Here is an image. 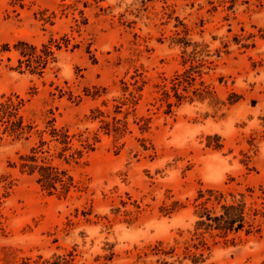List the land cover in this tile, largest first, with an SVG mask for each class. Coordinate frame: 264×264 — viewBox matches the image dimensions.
<instances>
[{
	"label": "rangeland",
	"instance_id": "374dc122",
	"mask_svg": "<svg viewBox=\"0 0 264 264\" xmlns=\"http://www.w3.org/2000/svg\"><path fill=\"white\" fill-rule=\"evenodd\" d=\"M22 4L0 0V108L21 101L0 111V264L70 253L74 264H156L160 243L180 252L191 238L200 191L244 194L264 213V0ZM19 41L61 50L33 72ZM202 61L194 88L211 94L191 89L194 102L169 108L163 87ZM10 113L23 135L3 123ZM33 155L72 177L67 196L23 172ZM257 222L258 233L217 238L208 264H264Z\"/></svg>",
	"mask_w": 264,
	"mask_h": 264
},
{
	"label": "trees",
	"instance_id": "16d2710c",
	"mask_svg": "<svg viewBox=\"0 0 264 264\" xmlns=\"http://www.w3.org/2000/svg\"><path fill=\"white\" fill-rule=\"evenodd\" d=\"M14 7H23L22 0H12ZM175 42L182 43L180 39H175ZM19 55L24 60H19L20 65L25 64L32 71L45 68L50 60L55 59V50H61V45L56 41H50V44L43 45L42 49H38L37 46L30 44L26 41H19L14 45ZM199 47V45H197ZM207 47H204L201 51L194 50V53H207ZM9 45H5L2 52H9ZM2 59L0 56V65ZM205 64L200 62L197 65H191L185 72L177 74L171 81V86H166L162 89V100L168 104L171 108L176 103L170 102L172 98H176L177 103L180 104L184 99H190V102H194V98L188 93L191 89L197 100L203 101L207 95L211 92L209 88L202 82L203 88H194L197 76L202 75L200 69ZM183 92H186L185 95ZM21 101L15 103L9 101L1 105L0 111L4 114L7 110L11 109L18 111ZM11 112V111H10ZM12 113L8 114V119L3 121L4 124L9 125L12 131L18 136L25 133L26 128L23 125L22 119L12 121ZM1 119L4 120L3 115ZM121 120H116L115 125L121 124ZM110 124H107L109 126ZM16 127V128H14ZM116 127L115 130H119ZM68 138V136L66 135ZM70 141H63L64 144H68ZM35 153V152H33ZM24 163H22L23 172H27L29 175H37V182L41 188L50 194L59 192L64 196H67L71 189L74 187V181L72 177L68 176L65 171H61L59 168L48 165L47 163H37V158L33 156L22 157ZM29 162V163H28ZM250 192H254L250 190ZM208 196L203 191L199 192L197 198L195 215L197 220L194 224V230L189 240L184 243L180 252L176 247H172L169 250L162 249V243L155 247L158 253L162 254L166 258L158 259L156 264H208L211 257L213 247L218 243L217 238L223 239L227 242H234L235 238L230 239V236H237L240 233L250 235L254 232L261 231V224L257 222V217L264 213H261L257 209H249L245 202V195L240 194V198L233 194L230 202L225 200V195L219 191L208 190ZM217 204V206H215ZM212 239V240H211ZM167 258L172 259V261ZM75 256L70 253L68 256H58L54 261L50 262L43 260V257H39L38 260H32L27 258L23 260L21 264H74Z\"/></svg>",
	"mask_w": 264,
	"mask_h": 264
}]
</instances>
